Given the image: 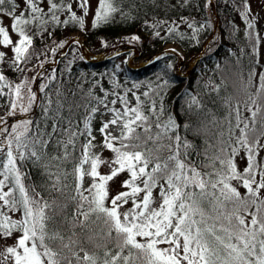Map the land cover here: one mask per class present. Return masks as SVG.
Returning <instances> with one entry per match:
<instances>
[{
  "label": "snow or ice",
  "instance_id": "obj_1",
  "mask_svg": "<svg viewBox=\"0 0 264 264\" xmlns=\"http://www.w3.org/2000/svg\"><path fill=\"white\" fill-rule=\"evenodd\" d=\"M43 2L23 0L25 7L17 14L20 8L17 0H0V44L6 47L14 44L8 29L3 26L4 16L13 20L11 28L21 37L18 45L13 47L16 54L14 65L28 51L25 45L32 43L23 26L35 23L47 30L44 26L50 22L61 23L59 12H68L70 20L81 27L84 25V18L72 10L71 0L67 3L65 0H47V12L41 7ZM75 2L86 16L89 0ZM116 12L123 14L112 0H99L96 24L106 22L109 15ZM249 12L250 6L245 0L241 15L251 30L254 25L249 20ZM255 39L259 40V36ZM4 55L0 52V60ZM257 75L258 82H254ZM4 80L0 74V81ZM24 87L23 84L15 86L18 101L23 99L21 90ZM245 87H253L255 92L246 91V98L237 97L235 103L231 99L225 101L227 136L221 129L215 154L211 157L205 154L212 161L211 172L199 170L189 159L187 150L192 145L181 137L180 126L171 116L163 123L157 116L156 132L153 133L149 116L144 115L139 106L129 107L126 97L118 93L115 94L117 99L109 103L115 105L119 100L123 108H109V103H105L106 95L98 97L84 116L83 130H73L71 121L68 127L53 123L51 131L39 124L34 125L31 120H21L9 127L0 126V238L8 239L19 233L14 245L0 251V264H264V197L261 196L264 191V159L258 158L264 151V144H261L264 139V72L257 74L253 69ZM35 100L36 94L28 89L27 106L13 101L10 114L15 115L18 107L27 113ZM136 100L139 101L140 97L137 96ZM52 103L48 99V104ZM192 103L200 106L195 98ZM241 106L248 116L242 114ZM61 108L63 104L57 101L54 120L61 119ZM101 108L112 113V118L102 122L99 128L103 136L101 146L114 154L111 161L102 160L91 151L96 146L91 121ZM149 111L156 113L154 101ZM258 115L262 120L260 129L256 127ZM213 123L219 124L217 121ZM139 128L143 129V136L137 132ZM65 133L67 140L60 138ZM80 137H83L82 151L75 158L72 171L74 195L71 200L75 203V211L70 221H64L71 231V235L65 237L59 227L49 228L56 215L53 204L40 197L34 187L31 192L35 195H30L22 182L24 173L17 162L35 163L43 159L44 150L53 143L63 151L48 159L67 161L73 157ZM149 143L156 147L148 148ZM70 147L72 151H69ZM162 149L167 150L166 156L161 155ZM237 157L246 159L247 166L242 171L238 170ZM101 163L109 165L110 174H99ZM85 164H90L87 171ZM121 172L129 174L121 185L128 190L119 192L108 201L107 182ZM52 175L56 176V182L52 184L56 189L61 183L60 175L52 173L50 179ZM85 175L93 180L87 188L83 187ZM233 180L242 183L246 195L241 196L232 185ZM63 187L67 185L58 190L62 191ZM5 188L8 190L4 191ZM157 188L160 202L158 207H152L155 203L153 192ZM129 203L131 207L121 211ZM17 212L21 214L20 219H12L8 214ZM92 216L102 221L103 243L95 245L103 250L102 256L84 247L92 236L81 240L75 231L77 227L85 228ZM161 244L168 247H158Z\"/></svg>",
  "mask_w": 264,
  "mask_h": 264
},
{
  "label": "trees",
  "instance_id": "obj_2",
  "mask_svg": "<svg viewBox=\"0 0 264 264\" xmlns=\"http://www.w3.org/2000/svg\"><path fill=\"white\" fill-rule=\"evenodd\" d=\"M249 1L246 0L248 5ZM17 2L20 4L17 10L19 14L25 5L23 0ZM67 2L69 0H65ZM71 2L72 10L78 17L84 18L83 27L70 20L68 12H59L57 15L61 23L50 22L44 26L47 30L35 23L23 26L32 43L25 45L28 51L22 54L21 60L16 61L15 65L13 62L16 54L13 47L21 39L19 34L14 32V44L11 45L10 52L0 49L5 54L0 60V74L5 77L4 81H0V123L21 115H11L10 104L15 99V86L27 84L28 70L39 69L59 57L56 63L40 74L37 71L34 73L30 89L36 94V100L29 115L16 122L9 121L4 127L14 126L21 120H31L34 125L39 124L51 131L53 123L68 127L71 121L73 130H83L84 116L96 104L97 98L106 95L105 103H109L117 99L115 94L118 93L126 97L129 107L139 106L142 113L149 116L153 133L156 132L157 116L161 123L171 116L180 126L178 131L181 137L192 145L187 150L189 159L199 170L211 172L212 161L205 154L207 153V157L215 154L221 129L225 130L227 136L225 101L231 99L235 103L237 97L246 98V91L255 92V88L245 87L249 73L253 69L257 74L264 72L263 35L252 20L253 29L247 28L241 15L245 0H112L114 6L122 9L123 14L112 13L106 22L99 24L95 22L96 12L87 19L75 0ZM46 3L47 0H44L41 4L45 12L48 11ZM64 21L67 23H63ZM189 24L193 26L189 27ZM75 32L84 38V45L78 40L70 42ZM257 35L259 40L255 39ZM166 44H171L175 50H166ZM138 55L141 56L140 59H136ZM258 79L257 75L254 82H258ZM216 87L219 88L218 91L213 90ZM9 92L12 93L11 96L8 95ZM137 96L140 97L139 101L136 100ZM194 98L199 101V107L192 103ZM48 99L53 101L51 105L48 104ZM57 101L63 104V108L59 113L61 119L54 120ZM153 101L156 106L155 114L149 111ZM109 108L122 109L123 104L117 100L115 105L109 103ZM45 109H48L47 113ZM241 112L244 116L249 115L243 106ZM101 113L112 117L111 112L101 108V112L96 113L94 118ZM213 121L219 124L216 125ZM256 127H262L259 115ZM137 132L144 135L142 128L137 129ZM60 138L67 140L68 136L65 133ZM82 142L83 137L77 139L74 155L67 161L48 159L63 151L53 143L44 150L43 159L35 163L17 162L24 173L22 182L30 195H35L31 192L34 187L40 197L53 204L56 215L49 228L59 227L65 237L71 235L69 225L64 221H70L75 211V203L71 200L74 195L72 171L75 158L82 151ZM261 144H264V139H261ZM147 147L154 149L156 146L149 143ZM69 151H72L71 147ZM167 154L166 149L161 150L162 156ZM258 158L264 159V151L260 152ZM239 161L242 162L241 165L238 164ZM236 162L240 171L247 166L246 159L240 160L237 157ZM45 165L48 167L45 168ZM52 173L60 175L61 183L56 189L52 187L56 176L49 178ZM92 182V179L86 182L84 177L83 187L87 188ZM239 182L233 180L231 183L244 196L247 190ZM62 185L67 187H63L62 191L58 190ZM16 194L19 195L18 192ZM261 196L264 197V191ZM102 228V221H97L92 216L85 228L75 229L81 240L93 237L84 247L101 256L103 250L97 249L95 245L103 243ZM80 255L83 256V253Z\"/></svg>",
  "mask_w": 264,
  "mask_h": 264
},
{
  "label": "rangeland",
  "instance_id": "obj_3",
  "mask_svg": "<svg viewBox=\"0 0 264 264\" xmlns=\"http://www.w3.org/2000/svg\"><path fill=\"white\" fill-rule=\"evenodd\" d=\"M98 6H99V0H89V9H88V14L86 15L87 19H90L94 15V13L96 12V8ZM249 6H250L249 18H250V20H252L254 23L257 24L260 33L263 35V41H264V0H250ZM81 11L84 12L82 9H81ZM2 21H3V26L8 29L9 34L11 36V39L13 40L15 38V35H14V31L11 28L12 19L7 17V16H4L2 18ZM74 34H77V33L75 32ZM0 40H2V37H0ZM169 46H171V44L165 45V47H169ZM0 49L3 51L10 52L11 45L6 47L3 44H0ZM140 58H141L140 55L136 56V59H140ZM181 63H183V61H181ZM48 67H46V68H48ZM39 70H40V68L39 69L38 68H32L31 70H28V73H27L28 82L25 85V87L22 88V90H21V96L23 97V99L18 101V98L15 96L14 101H17L18 103H23L25 106H27V91H28V89H30V85H32L34 73L36 71L39 73ZM43 70L44 69H42V71ZM15 111H16V113H21L19 107ZM111 118L112 117L110 115L100 114L96 118L92 119V122H91L92 123V129H93V135L96 137V139L94 141V144L96 146L91 151L94 155L100 156L102 160H109V161L114 159V154L112 153L111 150L101 146L103 143V136L99 132V128H100L102 122L107 121ZM238 164L241 165L242 162L239 161ZM84 168L87 171L90 168V164H85ZM98 172L100 175L110 174L109 165L101 163L98 166ZM128 175L129 174L127 172H121L118 176L113 178V180L107 182L109 201L112 197H114L119 192L128 190L126 188L121 187L122 182L128 177ZM84 177H85L86 182H90L92 179L88 175H85ZM239 185H240V182H239ZM158 193H159V191L153 192V197H154L155 203L152 205V207H158V205H159L160 201H159ZM129 207H131V203H129L128 205H125L124 208L121 209V211H124L125 209H127ZM8 214L12 217V219H20L21 218V215L18 212L17 213H8ZM18 235H19V233H14L11 238H8V239L0 238V251H3L6 246L14 245L16 243V237ZM159 246H160V248H167L168 247L167 244H161Z\"/></svg>",
  "mask_w": 264,
  "mask_h": 264
}]
</instances>
